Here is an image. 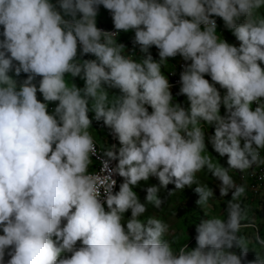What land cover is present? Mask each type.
I'll use <instances>...</instances> for the list:
<instances>
[{"label":"clouds","instance_id":"1","mask_svg":"<svg viewBox=\"0 0 264 264\" xmlns=\"http://www.w3.org/2000/svg\"><path fill=\"white\" fill-rule=\"evenodd\" d=\"M100 5L116 31L97 27ZM214 17L238 47L217 38ZM0 26V264H264L259 234L255 258L243 260L251 243L241 234L246 186L229 175L264 165V0H0ZM120 30H134L143 59L124 55L114 40ZM178 54L190 61L177 93L187 108L173 102L161 72ZM10 71L28 75L18 85ZM204 74L226 89L223 97ZM66 75L83 87H69ZM90 111L119 142L103 151V175L89 171L97 155ZM202 123L214 125L207 140L227 167L204 154ZM202 170L220 181L222 197L231 191L226 216L206 215L195 247L174 251L167 223L141 219L148 204H162L157 186L143 203L133 188L149 176L175 189L194 185L196 204L207 209L214 195L197 179ZM113 173L124 178L115 193Z\"/></svg>","mask_w":264,"mask_h":264},{"label":"rangeland","instance_id":"2","mask_svg":"<svg viewBox=\"0 0 264 264\" xmlns=\"http://www.w3.org/2000/svg\"><path fill=\"white\" fill-rule=\"evenodd\" d=\"M53 2L55 3L56 0H53ZM57 8H59L58 4H57ZM100 12L103 19L108 22L109 19L102 7L100 8ZM218 28H219V37H218L219 39H224L227 42L237 47L239 46L240 42L235 38L232 31L224 26L222 19ZM121 32H122L121 43L124 45L128 44L125 45V49L128 46H133V50L131 51L133 58L136 60L143 59L144 53L140 52L139 45L133 43L134 30H129L127 32L121 30ZM0 33H2V26H0ZM1 38L2 35H0V39ZM158 51L159 50L154 45L149 48V52L151 53L153 59H159ZM91 59H95V58H91ZM184 61L185 60L179 54L175 57H170L168 58V60H165L162 63L161 72L167 77V73L169 70L171 69L176 70L180 66V64ZM261 66L264 67V64H262ZM23 74H25L23 71H21L19 75H16L14 71L9 72V75H12L14 77L18 85L24 80ZM207 76L211 81V77L208 74ZM39 80L38 81L33 80V82H37L34 83L37 85V87ZM65 81L69 87H71L72 83H75L77 87H83L84 85V80L80 76L70 77L66 75ZM211 83L215 84V82L213 81H211ZM215 86L217 87L221 97H223V95L226 93V89L221 88L219 84H215ZM105 87L107 88L110 97L113 95H120L119 89L111 88L108 86ZM37 98L43 102V97L39 91H37ZM173 102L174 103L178 102L185 108L189 106L187 97L184 94H179V95L176 94V97H173ZM56 103H58V101L48 102L47 110L51 112L52 110H50V107H53L54 109ZM220 114L221 115L228 114L223 103H221L220 106ZM88 115L89 118L92 120V126L90 127L89 131L92 134L93 139L98 143L102 142L103 144H107L109 146L110 141L108 139L105 129L101 128L98 125L100 121L93 119L94 113H92L91 111L88 113ZM201 128L203 131H205V135H206L207 149L205 150L204 154L209 155L215 163H220L222 166L227 167V156L225 155L221 157L217 152H215V150L212 148L211 144L207 140L208 136L214 134V125L207 126L206 124L202 123ZM241 143H243V141H241ZM117 145L119 148V142ZM261 152H264V150H262ZM237 171L238 170L229 169V175L232 176L233 180L237 184H241L237 177ZM123 179L124 178L122 177V179L119 181L118 188L119 185L123 182ZM197 179L200 184L207 185L213 190L214 196L210 198L209 201V203L211 204L210 208L202 209L196 204V200L198 199V194L193 191V188L195 187L194 185L192 187L186 186L183 190H181V189H175L174 182H169L166 186H161L158 178L155 176H149L148 180L146 181L158 187L157 196L159 198L160 197L162 198L163 207L162 209H158L156 207H153L151 204H148L146 212L141 216V219H144L149 216H153L167 223L169 225V233L167 234V238L175 241V243H173L172 245L174 251L177 250L179 246L185 242L188 243L189 247H195L196 225L200 222V220L206 218V215L216 216L220 219H224L226 216V205L228 200L231 199V191H229L227 195L222 197L220 195V191L218 187L220 181L217 178L212 177L211 173H208L205 170H202L199 173H197ZM133 190L137 193L140 202L143 203L145 200L146 193L143 194L141 191H137L134 188ZM239 203L241 204V207L243 208L245 213V221H244L245 226L242 227L241 234L247 237L249 241H251L249 245L250 248L246 254V257L243 258L244 262H246L253 260L255 258L256 253L251 248H256L258 250V245L255 244V240H254L255 236L259 234L261 238H264V198L252 197L249 194V191L246 189L245 193L239 198ZM105 209L107 210V207ZM181 209L184 210V213L181 214V217H178L180 211H183ZM125 216H130V210L125 212ZM252 225H255L256 227H253ZM258 230L260 233H258ZM76 247H77V242H76ZM7 258L8 256L6 255L5 259Z\"/></svg>","mask_w":264,"mask_h":264},{"label":"built area","instance_id":"3","mask_svg":"<svg viewBox=\"0 0 264 264\" xmlns=\"http://www.w3.org/2000/svg\"><path fill=\"white\" fill-rule=\"evenodd\" d=\"M103 8L105 11V14L107 15L109 21H105L103 19V17L101 16V12H100V8ZM216 20V24H217V28L221 22L220 17H214ZM97 27L101 28L102 30H106V31H116L114 29V25H113V21H112V16L109 10L105 9L103 7V5L98 6V14H97ZM3 31V28H2ZM221 33V32H220ZM121 35L122 32L121 30L119 31V34L114 37V40L117 43H121ZM216 35L217 38L219 37V28L216 31ZM219 39V38H218ZM119 40V41H118ZM128 45V44H125ZM133 50V46H128L125 49V53L124 55L129 56L131 55L133 58V55L131 54V51ZM77 54L78 56L80 55V48H79V44H78V49H77ZM129 54V55H127ZM91 58H95V56L93 54H84L83 56H81V59H91ZM17 63L14 61V64ZM190 63V61H184L180 64V66L176 69V70H169L167 73V77L169 79V83H170V92L172 93V95H176L179 92V88H180V73L182 71L185 70L186 65ZM27 73H25V77H27ZM205 78L209 80V82L211 83L210 79L208 78L207 74H204ZM41 77L36 76L34 78V81H38ZM33 83H37V82H33ZM146 107L148 108L149 112L151 111L150 106L146 105ZM50 110H53V107H50ZM98 125L105 129L106 134L108 136V139L110 141V145L108 146L107 144H103V143H98L97 141H95L96 145H97V155L93 156L91 158L92 162L89 165V171L90 172H94L98 175H103V165H102V160H103V151L105 148L110 147L111 145H115L116 149H118V143H117V138L114 136V134L112 133L111 129L107 126H105L103 124V121H100L98 123ZM261 155L264 156V152H261ZM117 161L113 160L110 162V167H114ZM97 165V168H96ZM237 177L239 179V182L241 184H244L246 186V189L249 191V194L252 197L255 198H264V165L256 167L254 166L252 169H249L247 171H245L244 173H241L239 171H237ZM112 178L115 180V184L113 186V193H115L117 191L118 188V184L119 181L122 179L121 176H119V174L113 173ZM107 206L105 205V208ZM253 227H256L255 225H252ZM77 246H80V241H77Z\"/></svg>","mask_w":264,"mask_h":264},{"label":"trees","instance_id":"4","mask_svg":"<svg viewBox=\"0 0 264 264\" xmlns=\"http://www.w3.org/2000/svg\"><path fill=\"white\" fill-rule=\"evenodd\" d=\"M23 76H24V79H26L25 74H23ZM151 185H152V183H148V182L142 180L138 183V185L134 186V189L137 191H141L144 194V193H146L147 187H149ZM118 190H119V188H118ZM160 199L162 201L161 197H160ZM162 207H163V204H161V206L158 209H162ZM181 210H183V209H181ZM183 213H184V210L180 211V214H178V217H181V214H183ZM258 233H260L259 230H258ZM236 251H237V253H239V249H236Z\"/></svg>","mask_w":264,"mask_h":264},{"label":"crops","instance_id":"5","mask_svg":"<svg viewBox=\"0 0 264 264\" xmlns=\"http://www.w3.org/2000/svg\"><path fill=\"white\" fill-rule=\"evenodd\" d=\"M1 39H3V36H2V38ZM173 97H176V95H173Z\"/></svg>","mask_w":264,"mask_h":264}]
</instances>
